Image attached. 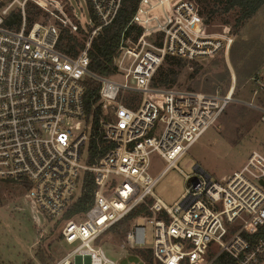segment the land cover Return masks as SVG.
Segmentation results:
<instances>
[{"label": "built area", "instance_id": "built-area-1", "mask_svg": "<svg viewBox=\"0 0 264 264\" xmlns=\"http://www.w3.org/2000/svg\"><path fill=\"white\" fill-rule=\"evenodd\" d=\"M87 1L85 26L71 0H0V180L28 182L23 188L37 210L61 220L85 174L93 175L84 218L62 219L63 240L79 243L58 264H121L99 240L143 205L149 213L133 218L122 247L142 264H219L224 253L238 264H264V153L253 150L221 180L196 166L172 205L154 193L230 104L256 109L264 121L263 76L252 78L257 101L235 97V75L227 90L214 92L153 85L166 57L206 60L233 46L230 30H206L196 0H140L114 57L116 75L97 74L92 41L113 24L123 0ZM30 11L40 13L33 22ZM62 29L84 35L77 56L59 48ZM86 77L101 84L96 125L86 114ZM153 153L167 162L157 176Z\"/></svg>", "mask_w": 264, "mask_h": 264}, {"label": "rangeland", "instance_id": "rangeland-1", "mask_svg": "<svg viewBox=\"0 0 264 264\" xmlns=\"http://www.w3.org/2000/svg\"><path fill=\"white\" fill-rule=\"evenodd\" d=\"M75 5L83 25L91 21L90 6L87 0H71ZM200 7V6H199ZM233 17H231L232 19ZM230 30L235 42L229 53L225 51L206 60H187V66L176 87L186 89L185 74L194 70L193 65L210 66L214 58L224 56V62L214 67L213 74L224 69L237 79L235 97L240 100H255L252 78L256 75L264 78V7L259 15L251 19L236 34L231 24L214 23L206 25L210 33ZM84 38V35H77ZM229 85V86H230ZM221 85L219 88H224ZM253 150L264 153V121L260 112L239 102L230 104L217 123L210 127L191 149L162 176L154 187L157 197L169 205L178 201L187 189V174H193L196 166L213 180H221L240 169L247 162ZM164 161L157 153L152 154L151 173L157 176L165 167ZM183 172H182V171ZM11 182V181H9ZM8 180H0V264H44L38 253L45 254L48 263L58 264L79 242L69 244L61 237L63 220L50 219L33 205L31 200ZM80 187L78 189L79 194ZM75 193V195H78ZM133 225L131 220L130 229ZM129 229V230H130ZM126 235L122 238L110 231L100 243L106 254L121 264L140 260L123 247ZM128 256V257H126ZM74 262V258L72 259Z\"/></svg>", "mask_w": 264, "mask_h": 264}, {"label": "trees", "instance_id": "trees-1", "mask_svg": "<svg viewBox=\"0 0 264 264\" xmlns=\"http://www.w3.org/2000/svg\"><path fill=\"white\" fill-rule=\"evenodd\" d=\"M140 0H123V5L116 18V20L109 27L92 41L89 50L91 62L90 69L100 75L114 76L117 73V68L114 63V57L120 46V40L124 29L129 25L132 20ZM200 6V13L204 19L205 26L214 23L231 24L233 32L238 34L241 29L255 16L259 15L261 9L264 7V0H196ZM39 12L30 11L29 21L33 22L38 19ZM231 17H233L231 19ZM134 27H130L127 33L133 31ZM85 37L82 39L73 35L66 29L61 30V37L59 41V48L66 53L77 56L84 48ZM224 56L216 57L212 60L210 66L204 67L202 64L196 63L193 65L194 70L185 74V87L189 90L214 92L221 85L224 90L229 88L231 82V73L228 69H224L219 74L214 73V67L224 62ZM188 61L178 57H166L163 64L157 70L153 77V85L155 87L167 88L174 87L179 83L182 78V70L187 66ZM86 93H85V107L87 118H93L94 125L97 124L100 114L102 112L101 106L96 105L100 98L101 84L91 77H86ZM259 103L264 105V90L258 95ZM97 147L95 141H92L93 151ZM94 177L91 173L85 174L84 183L69 202V205L64 212L62 219H83L84 213L87 212L91 206L95 185ZM10 180H8V183ZM25 182V181H24ZM23 182V183H24ZM23 183L13 182L18 189L23 193L26 188H23ZM28 186V182H25ZM141 213H149V210L143 205L134 209L120 222L115 224L108 232H116L120 237H124L130 229L131 220ZM50 218V217H49ZM52 219V218H50ZM57 220L56 223L62 221ZM102 236L99 240L104 237ZM61 237L63 238L62 234ZM142 251V250H140ZM143 252V251H142ZM44 264H50L45 254L38 253ZM219 264H238L237 260L232 256L224 253L218 260Z\"/></svg>", "mask_w": 264, "mask_h": 264}, {"label": "water", "instance_id": "water-1", "mask_svg": "<svg viewBox=\"0 0 264 264\" xmlns=\"http://www.w3.org/2000/svg\"><path fill=\"white\" fill-rule=\"evenodd\" d=\"M193 179H194V177H191V178L188 180L187 184L189 185ZM261 183H264V181L262 180Z\"/></svg>", "mask_w": 264, "mask_h": 264}]
</instances>
